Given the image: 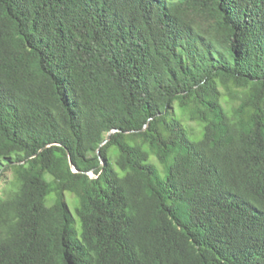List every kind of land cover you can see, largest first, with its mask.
Segmentation results:
<instances>
[{"label":"trees","instance_id":"obj_1","mask_svg":"<svg viewBox=\"0 0 264 264\" xmlns=\"http://www.w3.org/2000/svg\"><path fill=\"white\" fill-rule=\"evenodd\" d=\"M3 183L0 264H264V0H0Z\"/></svg>","mask_w":264,"mask_h":264},{"label":"rangeland","instance_id":"obj_2","mask_svg":"<svg viewBox=\"0 0 264 264\" xmlns=\"http://www.w3.org/2000/svg\"><path fill=\"white\" fill-rule=\"evenodd\" d=\"M177 110H178V115L180 118H183V114H182V110L180 107H177ZM184 123L185 125L190 129H195L196 131H199L200 129V125L197 123V122H189L186 118H184ZM152 161L159 163L158 159L152 155ZM161 166V165H160ZM5 185L6 184H0V196L3 195V192H4V189H5ZM66 198H67V201L69 202L70 204V207H71V210L73 211L74 215L77 217V220H78V224H77V227H78V230L79 232H81L82 228H81V222H80V219L77 215V207H78V197L72 193L71 191H68L66 192Z\"/></svg>","mask_w":264,"mask_h":264},{"label":"water","instance_id":"obj_3","mask_svg":"<svg viewBox=\"0 0 264 264\" xmlns=\"http://www.w3.org/2000/svg\"><path fill=\"white\" fill-rule=\"evenodd\" d=\"M112 132H113V131H112ZM112 132L109 133L108 138L110 137V134H111ZM72 165H73L74 169H76V166H75L73 163H72Z\"/></svg>","mask_w":264,"mask_h":264}]
</instances>
